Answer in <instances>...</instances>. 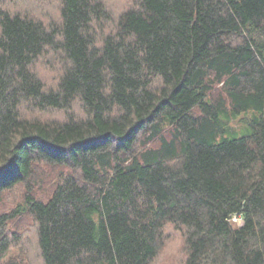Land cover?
<instances>
[{
  "label": "trees",
  "instance_id": "16d2710c",
  "mask_svg": "<svg viewBox=\"0 0 264 264\" xmlns=\"http://www.w3.org/2000/svg\"><path fill=\"white\" fill-rule=\"evenodd\" d=\"M60 2L0 6V264L22 219L41 264H156L167 228L177 264H264V0Z\"/></svg>",
  "mask_w": 264,
  "mask_h": 264
},
{
  "label": "rangeland",
  "instance_id": "374dc122",
  "mask_svg": "<svg viewBox=\"0 0 264 264\" xmlns=\"http://www.w3.org/2000/svg\"><path fill=\"white\" fill-rule=\"evenodd\" d=\"M108 7L111 15L117 18L119 14L132 6L134 0H103ZM60 0H5L0 6L13 13L27 14L37 19L43 20L45 23L58 22L60 16ZM110 30V29H109ZM59 67V68H58ZM35 70L39 76L49 85L55 84V77L60 73V66L52 54L46 58H42L35 66ZM54 81V82H53ZM76 114L80 113L78 108L75 109ZM53 177V176H52ZM46 179V177L44 176ZM49 180L46 179L45 184L37 190V195L48 190ZM19 199V198H18ZM17 200L15 195L6 198L3 204L13 203ZM237 226L241 225V221L235 223ZM11 236L17 235L20 243L14 249L10 258H17L19 260H28L29 264H41L38 258V251L36 247L35 230L33 229L31 219H22L17 223L12 224ZM167 244L157 260L156 264H177L183 259V252H181V239L179 234L172 228L166 229ZM14 244V243H13ZM21 249H23L21 251ZM24 252L25 258H21L20 254ZM23 264V263H22Z\"/></svg>",
  "mask_w": 264,
  "mask_h": 264
},
{
  "label": "built area",
  "instance_id": "2783aa9c",
  "mask_svg": "<svg viewBox=\"0 0 264 264\" xmlns=\"http://www.w3.org/2000/svg\"><path fill=\"white\" fill-rule=\"evenodd\" d=\"M232 220L235 221V222L241 221L237 216H235Z\"/></svg>",
  "mask_w": 264,
  "mask_h": 264
}]
</instances>
